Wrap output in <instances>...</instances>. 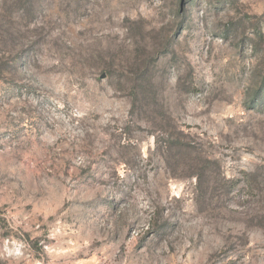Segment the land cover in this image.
Listing matches in <instances>:
<instances>
[{
  "label": "rangeland",
  "instance_id": "obj_1",
  "mask_svg": "<svg viewBox=\"0 0 264 264\" xmlns=\"http://www.w3.org/2000/svg\"><path fill=\"white\" fill-rule=\"evenodd\" d=\"M0 264H264V0H0Z\"/></svg>",
  "mask_w": 264,
  "mask_h": 264
}]
</instances>
